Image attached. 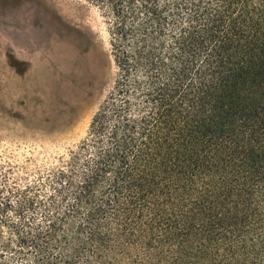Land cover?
Wrapping results in <instances>:
<instances>
[{
  "label": "trees",
  "instance_id": "1",
  "mask_svg": "<svg viewBox=\"0 0 264 264\" xmlns=\"http://www.w3.org/2000/svg\"><path fill=\"white\" fill-rule=\"evenodd\" d=\"M90 1L112 87L75 149L0 183V264H264V0Z\"/></svg>",
  "mask_w": 264,
  "mask_h": 264
},
{
  "label": "rangeland",
  "instance_id": "2",
  "mask_svg": "<svg viewBox=\"0 0 264 264\" xmlns=\"http://www.w3.org/2000/svg\"><path fill=\"white\" fill-rule=\"evenodd\" d=\"M110 52L90 0H0V183L24 187L87 137L116 75Z\"/></svg>",
  "mask_w": 264,
  "mask_h": 264
}]
</instances>
